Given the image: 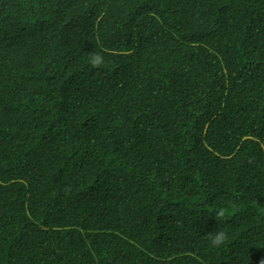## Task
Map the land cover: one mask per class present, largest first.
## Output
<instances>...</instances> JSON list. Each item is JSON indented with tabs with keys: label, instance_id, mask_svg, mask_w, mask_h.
I'll list each match as a JSON object with an SVG mask.
<instances>
[{
	"label": "trees",
	"instance_id": "1",
	"mask_svg": "<svg viewBox=\"0 0 264 264\" xmlns=\"http://www.w3.org/2000/svg\"><path fill=\"white\" fill-rule=\"evenodd\" d=\"M261 261L264 0H0V264Z\"/></svg>",
	"mask_w": 264,
	"mask_h": 264
},
{
	"label": "clouds",
	"instance_id": "2",
	"mask_svg": "<svg viewBox=\"0 0 264 264\" xmlns=\"http://www.w3.org/2000/svg\"><path fill=\"white\" fill-rule=\"evenodd\" d=\"M90 63L92 67L99 68L103 65V57L96 53L91 56ZM226 215V210L224 208L219 209L218 211L214 212V216L216 221L223 219ZM205 238L209 241L211 247L213 248H220L227 242V234L223 230L214 231L210 234L205 235ZM261 264H264V261H261Z\"/></svg>",
	"mask_w": 264,
	"mask_h": 264
}]
</instances>
